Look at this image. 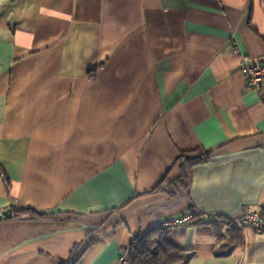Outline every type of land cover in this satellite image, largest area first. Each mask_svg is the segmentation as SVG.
<instances>
[{"label": "crops", "instance_id": "1", "mask_svg": "<svg viewBox=\"0 0 264 264\" xmlns=\"http://www.w3.org/2000/svg\"><path fill=\"white\" fill-rule=\"evenodd\" d=\"M235 47L264 62V0H0V264H116L191 205L186 264H264V231L219 253L198 224L264 207V84Z\"/></svg>", "mask_w": 264, "mask_h": 264}, {"label": "trees", "instance_id": "2", "mask_svg": "<svg viewBox=\"0 0 264 264\" xmlns=\"http://www.w3.org/2000/svg\"><path fill=\"white\" fill-rule=\"evenodd\" d=\"M213 154L212 150L203 147L192 150L181 151L174 161L179 167V175L166 185H162L165 178L155 189L166 188L169 193L175 194L179 188H187L189 185L191 167L195 164L209 160ZM193 217L201 214L189 207ZM25 214L33 217H45V214L38 213L32 208H24L16 211L15 214ZM260 217L264 218V207L258 211ZM207 215L204 220H199L198 224L208 228L218 241V237L225 240L218 245L219 253H228L231 248L240 242V226L235 220L222 214H213L214 220H209ZM225 231L222 232V227ZM179 227H155L149 232L133 237L128 246V258L130 264H186L193 252L185 250L177 243L174 236Z\"/></svg>", "mask_w": 264, "mask_h": 264}, {"label": "built area", "instance_id": "3", "mask_svg": "<svg viewBox=\"0 0 264 264\" xmlns=\"http://www.w3.org/2000/svg\"><path fill=\"white\" fill-rule=\"evenodd\" d=\"M234 52L239 54L238 68L245 78L248 88L259 91L264 84V62H259L250 58L248 55L240 52L235 47ZM213 215L209 216V220H214ZM193 217L188 212H181L176 215H167L160 218L157 227H182L192 223ZM240 226H251L256 232L264 231V218L260 217L258 211L247 209L236 221ZM116 264H130L127 251L119 253Z\"/></svg>", "mask_w": 264, "mask_h": 264}, {"label": "water", "instance_id": "4", "mask_svg": "<svg viewBox=\"0 0 264 264\" xmlns=\"http://www.w3.org/2000/svg\"><path fill=\"white\" fill-rule=\"evenodd\" d=\"M11 216V211L9 209L3 210L0 213V218H8Z\"/></svg>", "mask_w": 264, "mask_h": 264}, {"label": "rangeland", "instance_id": "5", "mask_svg": "<svg viewBox=\"0 0 264 264\" xmlns=\"http://www.w3.org/2000/svg\"><path fill=\"white\" fill-rule=\"evenodd\" d=\"M224 231H225V226L222 227V232H224ZM223 241L225 242L224 239H222L221 237H218V243L219 244L223 243Z\"/></svg>", "mask_w": 264, "mask_h": 264}]
</instances>
